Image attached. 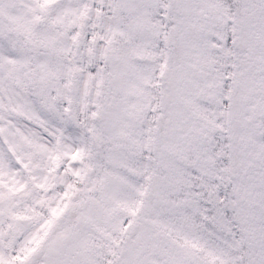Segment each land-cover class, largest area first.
<instances>
[{
    "label": "snow or ice",
    "instance_id": "6c2138e0",
    "mask_svg": "<svg viewBox=\"0 0 264 264\" xmlns=\"http://www.w3.org/2000/svg\"><path fill=\"white\" fill-rule=\"evenodd\" d=\"M0 264H264V0H0Z\"/></svg>",
    "mask_w": 264,
    "mask_h": 264
}]
</instances>
